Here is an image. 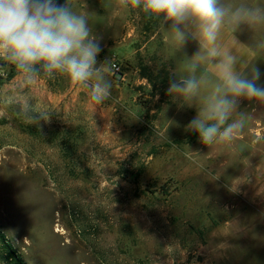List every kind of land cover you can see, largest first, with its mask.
Returning <instances> with one entry per match:
<instances>
[{
  "label": "rangeland",
  "instance_id": "374dc122",
  "mask_svg": "<svg viewBox=\"0 0 264 264\" xmlns=\"http://www.w3.org/2000/svg\"><path fill=\"white\" fill-rule=\"evenodd\" d=\"M69 3L101 38L111 96L95 105L60 75L27 85L0 60V232L27 264H264V104L241 100L240 134L204 145L186 126L211 87L192 107L166 92L199 48L117 0Z\"/></svg>",
  "mask_w": 264,
  "mask_h": 264
},
{
  "label": "clouds",
  "instance_id": "9594fccd",
  "mask_svg": "<svg viewBox=\"0 0 264 264\" xmlns=\"http://www.w3.org/2000/svg\"><path fill=\"white\" fill-rule=\"evenodd\" d=\"M122 9L138 10L158 22L182 47L189 37L200 44L190 59L189 75L169 79L167 94L187 101L192 107L202 88L211 87L204 105L186 129L198 134L204 145L232 142L245 126L239 102L264 104V85L255 63L238 68V58L217 45L221 28L231 25L264 24V7L228 5L222 0H117ZM264 48V43L259 45ZM101 38L88 17L74 10L69 0H0V60L14 66L27 85L41 77H66L86 89L91 102L99 105L111 96L113 82L106 59L97 66ZM106 68L105 73L101 72ZM214 78V79H213ZM20 114L40 127L43 114L34 113L28 102H18ZM237 118L233 119V115ZM50 119V118H49ZM231 120V122H229Z\"/></svg>",
  "mask_w": 264,
  "mask_h": 264
},
{
  "label": "crops",
  "instance_id": "0c3cea01",
  "mask_svg": "<svg viewBox=\"0 0 264 264\" xmlns=\"http://www.w3.org/2000/svg\"><path fill=\"white\" fill-rule=\"evenodd\" d=\"M223 3L236 6L240 4H248L251 6L264 7V0H222ZM251 26L241 25L238 30H234L231 25L225 24L219 33L217 39V45L221 50H230L234 55L237 56L239 64L238 68L242 71L245 67L256 60V49L259 47L260 40L258 37L252 38L250 33ZM247 34V35H246ZM198 48L200 44L197 40L189 37ZM214 79V78H213Z\"/></svg>",
  "mask_w": 264,
  "mask_h": 264
},
{
  "label": "trees",
  "instance_id": "16d2710c",
  "mask_svg": "<svg viewBox=\"0 0 264 264\" xmlns=\"http://www.w3.org/2000/svg\"><path fill=\"white\" fill-rule=\"evenodd\" d=\"M2 67L0 70L6 69V63L0 64ZM17 74L14 66L9 71V79L13 78ZM46 78V77H45ZM0 264H27L22 256L13 248L5 235L0 232Z\"/></svg>",
  "mask_w": 264,
  "mask_h": 264
},
{
  "label": "built area",
  "instance_id": "2783aa9c",
  "mask_svg": "<svg viewBox=\"0 0 264 264\" xmlns=\"http://www.w3.org/2000/svg\"><path fill=\"white\" fill-rule=\"evenodd\" d=\"M113 68H114V70H116V71H118L119 70V66L115 63V64H113Z\"/></svg>",
  "mask_w": 264,
  "mask_h": 264
}]
</instances>
